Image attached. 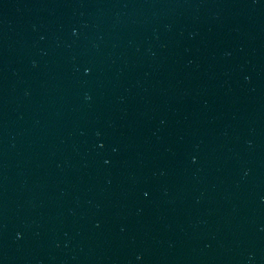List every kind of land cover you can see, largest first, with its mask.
I'll return each instance as SVG.
<instances>
[{"label":"water","instance_id":"water-1","mask_svg":"<svg viewBox=\"0 0 264 264\" xmlns=\"http://www.w3.org/2000/svg\"><path fill=\"white\" fill-rule=\"evenodd\" d=\"M73 264H264V0H77Z\"/></svg>","mask_w":264,"mask_h":264}]
</instances>
